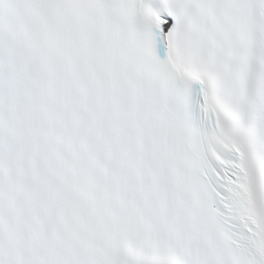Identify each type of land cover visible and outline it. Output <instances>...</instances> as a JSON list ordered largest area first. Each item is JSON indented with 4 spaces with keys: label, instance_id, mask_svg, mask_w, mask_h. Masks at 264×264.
Segmentation results:
<instances>
[{
    "label": "snow or ice",
    "instance_id": "6c2138e0",
    "mask_svg": "<svg viewBox=\"0 0 264 264\" xmlns=\"http://www.w3.org/2000/svg\"><path fill=\"white\" fill-rule=\"evenodd\" d=\"M0 264H264V0H0Z\"/></svg>",
    "mask_w": 264,
    "mask_h": 264
}]
</instances>
